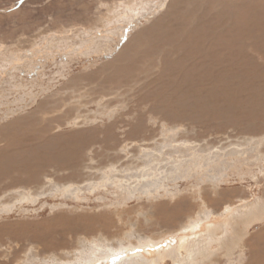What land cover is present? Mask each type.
Listing matches in <instances>:
<instances>
[{
	"label": "rangeland",
	"instance_id": "1",
	"mask_svg": "<svg viewBox=\"0 0 264 264\" xmlns=\"http://www.w3.org/2000/svg\"><path fill=\"white\" fill-rule=\"evenodd\" d=\"M163 1L0 0V226L47 239L0 233L2 264H141L145 240L211 216L197 247L250 257L264 227V0ZM30 35L50 47L11 62Z\"/></svg>",
	"mask_w": 264,
	"mask_h": 264
},
{
	"label": "bare ground",
	"instance_id": "2",
	"mask_svg": "<svg viewBox=\"0 0 264 264\" xmlns=\"http://www.w3.org/2000/svg\"><path fill=\"white\" fill-rule=\"evenodd\" d=\"M160 1V0H159ZM163 1V0H162ZM164 2V1H163ZM160 3V2H159ZM158 3V4H159ZM159 20V19H158ZM167 22V21H166ZM110 24V23H109ZM103 28V27H102ZM34 36V35H33ZM48 36V35H47ZM46 35H44V36H42V35H40L39 37V45H37V46H34V47H32L31 46V44H32V42H33V40L36 38H33L31 35L30 36H26V37H24V38H26L25 40L27 41H29V44H26V45H21L20 47H18L17 45V47H18V49H17V47H16V51L14 52V54L12 55V61L11 62H14V61H16V60H18V61H20L21 59H20V57H24V59H25V57L27 58V57H30V56H34V55H37L38 54V52L40 51V49H41V46L42 45H44L45 43H46V41H45V37H47ZM42 37V38H41ZM19 38V37H18ZM107 38V37H106ZM20 39V38H19ZM22 40V39H21ZM92 42H93V38L92 39H90ZM50 41V40H49ZM51 41H52V39H51ZM48 42V41H47ZM74 43V42H73ZM19 44V43H18ZM47 44V43H46ZM235 44V43H234ZM48 46H49V43L47 44ZM50 47V46H49ZM53 47V46H52ZM44 48V47H43ZM53 49V48H52ZM48 50H50V49H48ZM41 51H42V49H41ZM51 51V50H50ZM44 52V51H43ZM42 52V53H43ZM74 52V51H73ZM16 53H18V56H16ZM45 53V52H44ZM79 53V52H78ZM30 54V55H29ZM40 54V53H39ZM39 54L37 55V56H39ZM48 54V53H47ZM29 55V56H28ZM42 55V54H41ZM46 56V55H45ZM56 57V56H55ZM16 58H18V59H16ZM10 59V58H9ZM20 59V60H19ZM43 59V58H42ZM6 61V60H5ZM28 61V60H27ZM40 61V60H39ZM24 62V61H23ZM9 63H10V61H9ZM36 63V62H35ZM123 66V65H122ZM125 66V65H124ZM35 67H37V66H35ZM215 75V74H214ZM246 75V74H245ZM222 81V80H221ZM226 84V83H225ZM238 84V83H237ZM227 85H229V84H227ZM240 86V85H239ZM245 86V85H244ZM256 86V85H255ZM219 87V86H218ZM231 87V86H230ZM241 87V86H240ZM226 88V87H225ZM234 87H231V89H233ZM230 89V88H229ZM228 89V90H229ZM238 90V89H237ZM211 91V90H210ZM227 91V90H226ZM235 91V90H234ZM240 91V90H239ZM257 92V91H256ZM175 93V92H174ZM217 95V94H216ZM215 95V96H216ZM226 95V94H225ZM236 95V94H235ZM222 96V95H221ZM241 97V96H240ZM247 97V96H246ZM217 98H219V97H217ZM180 99V98H179ZM229 100V99H228ZM234 101V100H233ZM215 104V103H214ZM231 104V103H230ZM226 107V106H225ZM180 108V107H179ZM191 111V110H190ZM209 114V113H208ZM211 114V113H210ZM219 114V113H218ZM206 115V114H205ZM49 120V119H48ZM4 138V137H3ZM2 138H0V140H1ZM67 139V138H66ZM78 139V138H77ZM71 140V139H70ZM89 143V142H88ZM16 148V147H15ZM71 148V147H70ZM1 150V149H0ZM10 152V151H9ZM60 152V154L61 153H63V154H69L68 153V151L67 150H64V151H59ZM1 153V152H0ZM3 153V152H2ZM28 153H30V152H28ZM74 153V152H73ZM76 153V152H75ZM1 155V154H0ZM36 157V156H35ZM69 157V156H68ZM10 159V158H9ZM7 161H10V160H7ZM6 161V162H7ZM35 162V161H34ZM4 163V162H3ZM4 166V165H3ZM2 167V166H1ZM0 167V168H1ZM1 171H3V170H1ZM71 171V170H70ZM75 171V170H74ZM73 171V172H74ZM30 173V172H29ZM37 174V173H36ZM28 177V176H27ZM65 181V180H64ZM173 207V206H172ZM180 207V206H179ZM178 208V207H177ZM177 208H175V209H177ZM264 208V207H263ZM262 210V209H261ZM183 211H184V209H183ZM187 211V210H186ZM173 212V211H172ZM163 213V212H162ZM249 213H251V214H253V213H255L254 211H250V212H248V214ZM259 213V212H258ZM151 214V213H150ZM228 214H230V213H228ZM260 214H261V211H260ZM165 215V214H164ZM230 215H232V214H230ZM229 215V216H230ZM240 215V214H239ZM262 215V214H261ZM167 217V216H166ZM221 218V217H220ZM218 216H216V217H214V216H211V217H208V220L206 219H204L205 221H200L199 223H198V225H197V228H195L196 226H194L193 228H195V229H192V230H189V231H187V232H185V230H184V233L182 232V234H180V233H178V235H177V237H180V238H182V236L185 234V237L187 236L186 234H188L189 236H191L192 234H195L196 232V230H199L198 229V227L200 228H204V229H207L206 227H210L211 225H210V222L212 221V220H219L220 219ZM165 219V218H164ZM222 219V218H221ZM225 219V218H224ZM223 219V220H224ZM226 219H229L228 217L226 218ZM168 221H170V220H168ZM230 221V220H229ZM164 222V221H163ZM227 222H228V220H227ZM234 222V221H233ZM17 223V222H16ZM12 223V222H10V223H4V224H1V226H0V233H4V234H9L11 237H17L18 235H20V234H22V233H32V234H34V240H36L37 241V238L39 237L40 239L39 240H42L41 241V243L42 244H45L46 242H44L45 240H47V239H45L44 238V236H43V234L41 233V229L39 228V227H32L31 225H29V223L28 222H23V223ZM68 223V222H67ZM91 222H87V224H85L84 226V228L83 229H86V231H84L85 233L86 232H92L91 230H89V231H87L88 229H95V230H99V229H101V227L103 226H101V227H98V228H95L94 227V225L92 224V226L94 227H91V224H90ZM113 223V222H112ZM34 224V223H33ZM229 224V223H228ZM230 224H231V221H230ZM237 224V223H236ZM264 224V223H263ZM106 225H108V223L106 224ZM212 225H213V223H212ZM218 225H219V223H218ZM226 225V227H227V224H225ZM233 225V224H232ZM83 226V225H82ZM113 226V225H112ZM237 226V225H236ZM17 227L18 228H21V229H23L22 231L20 230V232H18V229H17ZM71 227H72V225H71ZM119 227V226H118ZM214 227V226H213ZM224 227V226H223ZM43 228H45V227H43ZM69 228H70V226H69ZM108 228H110V226H108ZM221 228V227H220ZM26 229H27V231H26ZM121 229V228H120ZM191 229V228H190ZM81 230V229H80ZM119 230V229H118ZM212 230V229H211ZM210 230V232H212ZM216 231V229L214 228L213 229V231ZM223 230H224V228H223ZM65 231V230H64ZM82 231V232H83ZM208 231V230H207ZM219 231V230H218ZM221 231V230H220ZM242 232H243V230H241ZM66 232V231H65ZM74 232H76V231H74ZM194 232V233H193ZM199 233H200V231H198ZM203 232V229L201 230V233ZM227 232V231H226ZM225 232V233H226ZM231 232V231H230ZM69 233H71V232H69ZM69 233H68V235H69ZM96 233V232H95ZM205 233H207V235H208V232H206V230H205ZM213 233V232H212ZM218 233H220V232H218ZM62 234V233H61ZM92 234V233H91ZM113 234V233H112ZM210 234V233H209ZM250 234V233H249ZM8 235V236H9ZM29 235V234H28ZM36 235H40V236H36ZM65 235V234H64ZM67 235V234H66ZM75 235V234H74ZM199 235H201V234H199ZM71 236H72V234H71ZM86 236V235H85ZM188 236V237H189ZM198 236V235H197ZM63 237V236H62ZM65 237H67V236H65ZM184 237V238H185ZM187 237V238H188ZM228 237V236H227ZM232 237V236H231ZM27 238V237H26ZM183 238V239H184ZM215 238V237H214ZM225 238V237H224ZM251 238V237H250ZM58 239H61V238H58ZM62 239H65V238H62ZM96 239V238H95ZM197 239V238H196ZM231 239V238H230ZM252 239V238H251ZM250 239V240H251ZM253 239H257L256 241H255V243L251 240V242H250V244L248 245L249 247H246V248H250V257L248 258V260L245 262V263H243V264H264V227H262L261 229H258V230H256L254 233H253ZM49 240V239H48ZM66 240H67V238H66ZM70 240V239H69ZM167 240V239H166ZM232 240L233 239H231V241L230 242H232ZM50 241V240H49ZM51 241H53V240H51ZM55 241V240H54ZM53 241V242H54ZM68 241V240H67ZM75 241V240H74ZM152 241V240H151ZM181 241H182V239H181ZM187 241V240H186ZM224 241V240H223ZM248 241V240H247ZM246 240H245V243L247 242ZM17 242H18V240H17ZM44 242V243H43ZM81 242V241H80ZM145 242H147V241H145ZM144 242V243H145ZM189 242V241H188ZM229 242V243H230ZM234 242V241H233ZM249 242V241H248ZM248 242H247V244H248ZM16 243V242H15ZM38 243V242H37ZM48 243V242H47ZM55 243L56 242H54L53 243V245L55 246ZM79 243V242H78ZM82 243V242H81ZM152 243V242H151ZM240 243V242H239ZM245 243H243V244H245ZM20 244V243H19ZM58 244V246L57 247H59V245H66V241L65 242H63V241H61L60 240V242H58L57 243ZM163 244V243H162ZM11 245L12 244H10L9 246H10V248L9 249H11ZM21 245V244H20ZM36 247H37V253H38V251L40 250V249H38L39 248V245H40V243L39 244H34ZM47 245V244H46ZM71 245V244H70ZM154 245V244H153ZM189 245V244H188ZM235 244H233V246H234ZM15 246V245H14ZM13 246V247H14ZM53 246V247H54ZM67 246V245H66ZM73 246V245H72ZM77 246V245H76ZM76 246H75V249H76ZM85 246V245H84ZM128 246V245H127ZM144 246V245H143ZM165 246H166V244H165ZM169 246H173V245H169ZM239 246H240V244H239ZM243 246V245H242ZM245 246H247V245H245ZM16 247V246H15ZM18 247H19V245H18ZM17 247V248H18ZM22 247H23V243H22ZM45 247V248H44ZM43 248L44 249H46V247L47 246H44ZM49 247V246H48ZM47 247V248H48ZM50 247H51V245H50ZM53 247H51V248H53ZM74 247V246H73ZM133 247V246H132ZM161 246H159L158 248L156 247L155 248V246H150V244H148V245H145L144 247H141L140 246V248H139V251H138V253L140 254L139 256L141 257V259H142V263L141 264H146V263H148V262H146V258L147 259H149V261H151L152 262V264H157L156 263V258H158V256L161 254V252H162V248L163 247H161ZM174 247V246H173ZM180 247V246H179ZM55 248V247H54ZM60 248V247H59ZM59 248H58V250H59ZM78 248V247H77ZM120 248V247H119ZM126 248V247H125ZM170 248V247H169ZM232 248V247H231ZM22 249V248H21ZM56 249V248H55ZM64 249V248H63ZM80 249V248H79ZM137 249V248H136ZM186 249V248H185ZM13 250V249H12ZM36 250V249H35ZM51 250V249H50ZM124 250V249H123ZM182 250V249H181ZM184 250V249H183ZM187 250V249H186ZM232 250V249H231ZM242 250H244V249H242ZM13 251H15V250H13ZM20 251V250H19ZM34 251V250H33ZM46 251H48V250H46ZM52 251V250H51ZM56 251V250H55ZM132 250H128V251H124V255L122 256V258L124 257V258H126V256L128 257V255H126V253L127 252H131ZM10 252V251H9ZM16 252V251H15ZM45 252V251H44ZM43 252V253H44ZM50 252V251H49ZM107 252V251H106ZM168 252H170V251H168ZM173 252V251H172ZM175 252V251H174ZM1 253H2V250H1ZM5 253V252H4ZM7 253V252H6ZM17 253H18V251H17ZM51 253V252H50ZM55 253V252H54ZM78 253V252H77ZM128 253V254H129ZM167 253V252H166ZM165 253V254H166ZM13 254H15V253H13ZM45 254V253H44ZM5 255V254H4ZM12 255V254H11ZM10 255V256H11ZM19 255V254H18ZM111 256H112V254H110ZM132 255H134V254H132ZM49 256V255H48ZM73 256V255H72ZM119 256V255H118ZM120 256H121V254H120ZM205 256V255H204ZM1 257V256H0ZM83 257V256H82ZM130 257H132V256H130ZM139 257V258H140ZM161 257V256H160ZM219 258H220V256H218ZM217 257V258H218ZM100 258V257H99ZM108 258V257H107ZM216 258V259H217ZM89 259V258H88ZM109 259V258H108ZM135 259H138V256H136L135 257ZM161 259V258H160ZM160 259H159V261H160ZM208 259H210L209 257H208ZM215 259V260H216ZM98 260V259H97ZM204 260H207V259H204ZM79 261V260H78ZM77 261V262H78ZM95 261V260H94ZM105 261V260H104ZM141 261V260H140ZM218 261H219V259H218ZM97 262V261H96ZM120 262V261H119ZM158 262V261H157ZM215 261H213V258H212V260H207V264H213ZM244 262V261H243ZM8 263V262H7ZM101 263V262H100ZM112 263V262H111ZM199 263V262H198ZM204 263V262H203ZM205 263H206V261H205ZM0 264H2V261H0ZM6 264V263H5ZM9 264V263H8ZM93 264H94V262H93ZM159 264V263H158ZM216 264H218V263H216ZM228 264H234V263H232V262H228ZM239 264H240V262H239Z\"/></svg>",
	"mask_w": 264,
	"mask_h": 264
},
{
	"label": "crops",
	"instance_id": "3",
	"mask_svg": "<svg viewBox=\"0 0 264 264\" xmlns=\"http://www.w3.org/2000/svg\"><path fill=\"white\" fill-rule=\"evenodd\" d=\"M199 221H201V220H199ZM189 230H192V229H185V232H187ZM172 235L174 236L173 240H168V237H170ZM177 235H178L177 232H169V233L164 234V235H161L159 237L156 236L157 238L155 237L154 239L147 237L149 240H147V242H145V245L150 244V246H155V248L156 247L158 248L159 246L163 247L161 249L162 250L161 254L158 256V258H156V263L157 264L158 263L159 264H169L170 262H171L170 264H207V260L210 261V260H212V258H213V261H215L214 264H216V263H218V264H227V262H225V261L223 262V259L225 257H227V255L226 256H223L224 257L223 258L220 255V252L219 251L216 252V253L212 252V254H210V255L209 254H206V253H204V250H201L200 247H197L198 244L196 242V238H194L193 236H189L188 234H186L187 236L185 237V234H184L182 236V238H180V237H177ZM181 239H182V241H181ZM192 241L194 242L195 246H194V244H192V246L190 245ZM165 244H166V246H165ZM143 245L141 244V247H144L145 246V245L144 246ZM169 245H173L174 247L173 246H169ZM180 248L182 250L184 249L183 252H181ZM168 251H170V252H168ZM218 256H220V258ZM208 257L210 259H208ZM159 259H160V261H159ZM204 259H207V260H204ZM218 259H219V261H218ZM230 260H232L233 263L237 264V260L235 259V257L232 258V256H231ZM148 261H149V259L146 258V262H148ZM205 261H206V263H205ZM146 264H152V263H149L148 262Z\"/></svg>",
	"mask_w": 264,
	"mask_h": 264
},
{
	"label": "water",
	"instance_id": "4",
	"mask_svg": "<svg viewBox=\"0 0 264 264\" xmlns=\"http://www.w3.org/2000/svg\"><path fill=\"white\" fill-rule=\"evenodd\" d=\"M173 238H174V236L172 235V236L168 237V240H173Z\"/></svg>",
	"mask_w": 264,
	"mask_h": 264
}]
</instances>
